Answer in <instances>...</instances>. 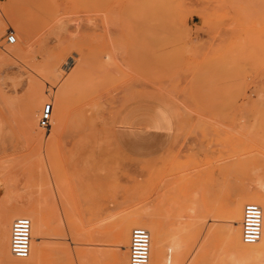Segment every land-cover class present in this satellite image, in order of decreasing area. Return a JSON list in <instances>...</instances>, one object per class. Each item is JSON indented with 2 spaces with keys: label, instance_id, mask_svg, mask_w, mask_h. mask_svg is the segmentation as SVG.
Segmentation results:
<instances>
[{
  "label": "rangeland",
  "instance_id": "1",
  "mask_svg": "<svg viewBox=\"0 0 264 264\" xmlns=\"http://www.w3.org/2000/svg\"><path fill=\"white\" fill-rule=\"evenodd\" d=\"M141 101L172 122L148 157L113 138ZM246 203L262 210L251 245ZM137 226L147 264H264V0H0V264H129Z\"/></svg>",
  "mask_w": 264,
  "mask_h": 264
},
{
  "label": "built area",
  "instance_id": "2",
  "mask_svg": "<svg viewBox=\"0 0 264 264\" xmlns=\"http://www.w3.org/2000/svg\"><path fill=\"white\" fill-rule=\"evenodd\" d=\"M7 44L16 42L15 35L9 31L5 37ZM52 107L47 104L38 119L40 127H46L51 118ZM262 210L254 203H246L242 208L241 241L243 244L256 243L261 235ZM31 220L26 216H18L11 222L9 249L17 259H26L30 252ZM149 232L142 227L130 230L128 246L129 264H147L149 258Z\"/></svg>",
  "mask_w": 264,
  "mask_h": 264
},
{
  "label": "crops",
  "instance_id": "3",
  "mask_svg": "<svg viewBox=\"0 0 264 264\" xmlns=\"http://www.w3.org/2000/svg\"><path fill=\"white\" fill-rule=\"evenodd\" d=\"M141 102L144 103L129 105L119 110L118 114L115 115V125L113 127V138L118 147L126 154L134 157H148L159 152L162 146L170 141L173 131L170 116L165 109L160 107L166 118V123L162 128H155L152 126L151 115L146 113V107L149 108L156 103L150 101ZM139 106L146 107L140 108ZM141 112L143 113L142 115H140ZM137 116L146 118L148 123L131 122V118L136 119Z\"/></svg>",
  "mask_w": 264,
  "mask_h": 264
},
{
  "label": "bare ground",
  "instance_id": "4",
  "mask_svg": "<svg viewBox=\"0 0 264 264\" xmlns=\"http://www.w3.org/2000/svg\"><path fill=\"white\" fill-rule=\"evenodd\" d=\"M53 83H55V82H53ZM72 83H73V79H72V77H69V78H67V79H64V80L62 81V83L56 87L55 94H60V93H62V92L65 91V90H66V89H67ZM47 104H50V103H45L44 105H42L41 111H42V109L45 108V106H46ZM50 105H51V104H50ZM51 107H52V106H51ZM41 111H40V114H41ZM51 115H52V112H51Z\"/></svg>",
  "mask_w": 264,
  "mask_h": 264
}]
</instances>
